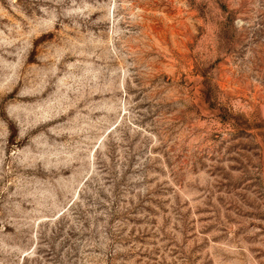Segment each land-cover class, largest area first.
<instances>
[{
    "label": "rangeland",
    "instance_id": "obj_1",
    "mask_svg": "<svg viewBox=\"0 0 264 264\" xmlns=\"http://www.w3.org/2000/svg\"><path fill=\"white\" fill-rule=\"evenodd\" d=\"M0 264H264V0H0Z\"/></svg>",
    "mask_w": 264,
    "mask_h": 264
},
{
    "label": "trees",
    "instance_id": "obj_2",
    "mask_svg": "<svg viewBox=\"0 0 264 264\" xmlns=\"http://www.w3.org/2000/svg\"><path fill=\"white\" fill-rule=\"evenodd\" d=\"M202 96L207 107L215 113V116L224 124H228L233 129H248L252 127L241 114H234L229 108L224 106L218 97V86L212 79L201 71Z\"/></svg>",
    "mask_w": 264,
    "mask_h": 264
}]
</instances>
